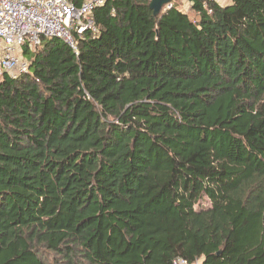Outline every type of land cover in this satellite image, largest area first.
<instances>
[{"label":"trees","instance_id":"trees-1","mask_svg":"<svg viewBox=\"0 0 264 264\" xmlns=\"http://www.w3.org/2000/svg\"><path fill=\"white\" fill-rule=\"evenodd\" d=\"M150 1L0 76V264H264V0Z\"/></svg>","mask_w":264,"mask_h":264},{"label":"built area","instance_id":"built-area-1","mask_svg":"<svg viewBox=\"0 0 264 264\" xmlns=\"http://www.w3.org/2000/svg\"><path fill=\"white\" fill-rule=\"evenodd\" d=\"M105 1L83 0L76 6L71 0H0V76L27 72L23 50L34 52L44 38L62 40L76 53L75 36L97 34L92 13Z\"/></svg>","mask_w":264,"mask_h":264},{"label":"rangeland","instance_id":"rangeland-1","mask_svg":"<svg viewBox=\"0 0 264 264\" xmlns=\"http://www.w3.org/2000/svg\"><path fill=\"white\" fill-rule=\"evenodd\" d=\"M179 8L181 10L187 12L188 16L190 18L194 17V13L190 11L188 3L181 2L179 4ZM24 59H25V61L28 60V58H24ZM208 206H209V202L207 200H203L199 204V207H201V208H207ZM37 254H38L39 258L44 261V264H58V262L60 261V257L58 255L44 249L43 247L39 248V250L37 251Z\"/></svg>","mask_w":264,"mask_h":264},{"label":"water","instance_id":"water-1","mask_svg":"<svg viewBox=\"0 0 264 264\" xmlns=\"http://www.w3.org/2000/svg\"><path fill=\"white\" fill-rule=\"evenodd\" d=\"M171 0H151L149 9L152 11L154 17H157L161 10L170 4Z\"/></svg>","mask_w":264,"mask_h":264},{"label":"crops","instance_id":"crops-1","mask_svg":"<svg viewBox=\"0 0 264 264\" xmlns=\"http://www.w3.org/2000/svg\"><path fill=\"white\" fill-rule=\"evenodd\" d=\"M83 1V0H82ZM81 1V2H82ZM221 5H227L230 4L232 0H216Z\"/></svg>","mask_w":264,"mask_h":264}]
</instances>
